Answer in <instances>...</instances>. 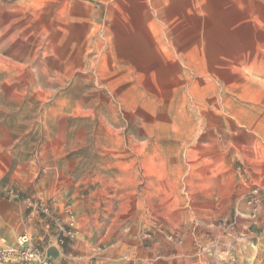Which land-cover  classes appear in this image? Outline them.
Instances as JSON below:
<instances>
[{
	"label": "rangeland",
	"instance_id": "obj_1",
	"mask_svg": "<svg viewBox=\"0 0 264 264\" xmlns=\"http://www.w3.org/2000/svg\"><path fill=\"white\" fill-rule=\"evenodd\" d=\"M0 264H264V0H0Z\"/></svg>",
	"mask_w": 264,
	"mask_h": 264
},
{
	"label": "built area",
	"instance_id": "obj_2",
	"mask_svg": "<svg viewBox=\"0 0 264 264\" xmlns=\"http://www.w3.org/2000/svg\"><path fill=\"white\" fill-rule=\"evenodd\" d=\"M23 241H24V242L26 241V237H24ZM23 241H22V242H23ZM25 255H26V257H27L28 259H30V260H31V259H34L35 257H37L36 253L33 252V251H28V252L25 253Z\"/></svg>",
	"mask_w": 264,
	"mask_h": 264
}]
</instances>
